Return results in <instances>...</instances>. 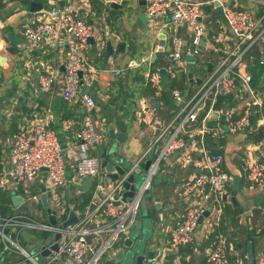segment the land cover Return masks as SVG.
<instances>
[{
	"label": "crops",
	"instance_id": "crops-1",
	"mask_svg": "<svg viewBox=\"0 0 264 264\" xmlns=\"http://www.w3.org/2000/svg\"><path fill=\"white\" fill-rule=\"evenodd\" d=\"M31 1L33 0L0 2V57H4L0 60V174L13 166L10 152L12 133L32 118L45 116L48 126L55 131L60 143L66 144V153L63 154L66 184L55 191L65 204L62 217L66 218L70 210L82 217L91 207L92 200L109 188L105 178L109 176L111 169L107 164L101 168L109 166V171H100L99 177L75 178L77 133L86 116L78 95L69 101L61 95L60 78L67 51L65 40L59 30L38 44L27 42L22 35L25 26L37 21L40 11L58 8L60 0H42L43 8L37 12H30ZM123 1L64 0L65 5L76 9L93 25L96 42L104 34L100 44L87 42L82 51L88 70L82 73L79 87V92L89 94L96 104L91 118L102 134V139L96 147H90L89 151L99 157L101 164L104 160H110L112 152L117 154L116 158L136 161L157 133V128L170 121L178 109L177 103L172 99L171 90L177 88L183 95L190 96L197 88L198 80L210 73L207 72V64L211 63V71L215 70L222 50L232 46L235 40L223 19L220 3L249 10L256 17L264 12V0H192L202 3V23L205 28V34L197 47L198 53L194 54L193 34L185 24L164 25L162 18H159L157 21L163 27L159 28L158 25L154 28L152 21L146 16L143 17L147 0H127L121 5ZM111 3L121 6L112 7ZM173 35L183 39L186 50L182 63L175 66L168 59ZM105 38L111 40L113 47L124 41V51L106 54ZM155 45H159L157 52H153ZM8 46L14 47L13 53L6 51ZM151 53L153 54L148 64L144 58ZM108 57H112V65L107 62ZM193 58L196 59L192 60ZM134 63L138 65L134 66ZM256 65L264 67V64H253L250 53L245 56L240 68L242 72L252 76L251 86L260 92L264 89V71L254 75L255 71L260 70H254L253 66ZM156 68L164 69L161 72L163 86L159 94H156L153 87L145 84L146 72ZM115 69H120V74L114 73ZM54 70L58 72L59 80L50 92H43L38 85V77L46 71ZM237 84L240 85V82L237 81ZM223 95L217 104L223 119L211 124L217 133L213 134L212 131L206 135L205 149L210 154H220L222 168L233 177L238 176L240 182L236 192L238 205L229 199L224 201L222 197L220 225L215 228V233L233 235L236 230H240L245 234L243 240L237 237H234L235 241L228 239L231 264H248V241L252 243V263L264 264V186L250 192L245 178V164L250 156L264 161V124L258 116H251L244 130L228 132L225 129L226 119L239 118L249 96L245 93H232V97L225 98ZM144 99L157 107L156 129L147 127L140 121L139 113ZM119 121L125 125L126 137L123 142L117 141ZM196 129L197 123L191 124L190 132L185 135L184 147L161 160V178L146 191L151 194L147 198L150 204L152 202L151 206L158 205L151 212L156 223L152 243L153 249L157 251L166 244L169 230L179 221L185 207L197 198V193L187 192L185 187L199 169L183 163V157L187 153L198 157L200 143ZM45 181L46 174L43 170L29 183L28 188L9 178L6 188L0 190V215L23 212L35 220L48 222V214L41 203H25L28 194L44 189ZM226 189V194L229 195L231 183ZM14 193L21 196L17 204L11 199ZM54 203L52 197L48 198V206L53 208ZM27 205L34 206L35 211H30ZM208 221L211 222L212 218H204L203 224ZM29 232L31 238L36 240L33 234L36 230ZM205 235L206 231L200 226L194 233V241L177 251H168L163 263L208 264L204 255L205 248L211 243L214 233L208 235V238ZM9 258L12 261L18 259L17 256ZM108 258L116 263L113 260V251ZM54 264L60 263L57 261Z\"/></svg>",
	"mask_w": 264,
	"mask_h": 264
},
{
	"label": "built area",
	"instance_id": "built-area-1",
	"mask_svg": "<svg viewBox=\"0 0 264 264\" xmlns=\"http://www.w3.org/2000/svg\"><path fill=\"white\" fill-rule=\"evenodd\" d=\"M3 0H0V2ZM223 19L234 36L232 46L222 50L215 70L204 76L194 93L185 96L174 88L171 90L172 99L177 103L178 109L174 116L165 125L157 128L156 105L143 100L139 113L140 121L147 127L157 128V133L149 141L142 155L133 162L132 168L112 179L106 176L109 188L101 196L92 200V205L82 217H78L75 223L65 228H59L66 218L55 211L56 223L41 222L23 212H15L8 216L0 215V243L5 253L17 255L19 260L30 264L39 263V250L32 253L23 249L15 237L22 231L51 232L53 237L60 233L58 251L51 257H47L46 264H98L101 257L112 250L113 253L118 245L126 239L128 229L133 227L136 221L135 213L140 208V201L147 191L149 180L160 165L161 160L170 153L184 147L185 135H188L191 124L197 123L196 134L199 136L200 148L198 157L191 153L185 154L183 163L193 165L198 172L186 183L187 192L197 193V198L192 204L185 207L179 221L169 230L166 244L158 250L155 264H164V256L168 251H177L194 241V233L203 226L211 237V243L205 248V260L208 264H231L228 256V238L215 233V228L220 225L222 209L220 203L227 193V185L232 182L233 175L222 168L221 155L208 153L205 149V137L209 132H217L212 129V123H218L222 118V111L216 106L218 97L226 93L247 94L249 101L244 107L242 114L237 119H226V130L237 132L244 130L249 124L251 116H258L264 124V89L256 91L251 86L252 76L241 71L242 61L251 53L254 47L264 50V12L256 17L249 10L234 8L228 3H220ZM145 16L152 21V26L163 27L157 20L162 18V24H185L193 34L194 54L198 53V45L205 34L202 23L204 11L202 3L192 0H147ZM56 30L62 33L67 51L61 73V95L69 101L78 95L85 113V122L77 133V158L74 164L75 178L99 177L101 160L93 155L89 149L96 147L102 139V134L93 123L91 114L96 108L94 99L87 93L79 92L81 75L88 70L87 64L82 58V51L89 37L94 36V27L87 22L80 13L71 6L61 5L58 8L39 12L37 21L24 27L22 35L31 44L42 42L49 35L55 34ZM95 37V36H94ZM159 45H155L153 52H157ZM186 52L184 41L178 35L171 38V49L168 59L171 65L182 63L183 54ZM149 57L144 58L150 64ZM107 62L113 64L112 57ZM138 63H134V66ZM170 73L173 71L170 67ZM120 69L114 73L120 74ZM81 73V75H80ZM58 72L50 71L38 77V85L43 92H50L58 82ZM240 82V85L237 84ZM145 84L150 85L159 94L162 90V73L156 68L145 74ZM211 94V102L203 117L196 121L197 114L204 106L205 99ZM47 118L38 115L30 122L21 125L11 135V157L13 166L8 170L1 171L0 190L6 188L8 179L20 183L28 188L29 183L43 169L46 174L44 189L33 194H28L25 203L40 205V195L50 192L54 202L58 200L55 191L66 184L65 161L61 149V143L53 129L48 126ZM220 132V131H219ZM223 132V130H222ZM152 155V161L147 170L140 188L135 191L130 202L122 200L124 192L123 182L134 167L139 166ZM245 178L247 189L250 192L264 186V161L255 156H250L245 164ZM48 200V199H47ZM208 210V216L199 218ZM60 217V219H59ZM204 218H212L211 222L203 224ZM7 229V232L4 230ZM51 237L49 247L54 243ZM35 249V248H33ZM32 249V250H33ZM181 264V263H180Z\"/></svg>",
	"mask_w": 264,
	"mask_h": 264
},
{
	"label": "water",
	"instance_id": "water-1",
	"mask_svg": "<svg viewBox=\"0 0 264 264\" xmlns=\"http://www.w3.org/2000/svg\"><path fill=\"white\" fill-rule=\"evenodd\" d=\"M127 0H124L121 5L125 4ZM139 3H143L142 1H139ZM64 4V0H60L57 6H61ZM121 5H115L114 3H111L112 7L115 6H121ZM43 8V2L42 0L36 1L33 0L29 4V10L30 12H37ZM145 16V13L143 14V17ZM104 35V34H103ZM103 35L98 37L97 42L95 41V37L91 36L88 38V43H97L100 44L101 41L103 40ZM5 41L7 39L5 38ZM104 48L106 54H112V53H119L123 52L125 48V42L120 41L116 43L115 47H113V44L109 38H105L104 42ZM6 51L9 53L14 52V47L13 46H8L6 47ZM251 55H252V63L253 64H264V50L259 48V47H254L251 50ZM4 58L3 56L0 57V60ZM207 72H211L212 64L208 63L207 64ZM161 72L164 71V69L160 70ZM81 75V73H80ZM191 75V73L189 74ZM202 77V76H201ZM199 83H201V80H198ZM225 98H230L232 97V93H226L223 95ZM211 102V94L208 95V97L205 99L204 106L202 109L199 110L196 121H199L205 111L208 109V106ZM194 124V122L192 123ZM119 126V133L117 135V141L123 142L126 134H125V125L122 121L118 122ZM62 153H66V144L62 143L61 145ZM110 160H104L102 162V167L106 166L107 164L110 166V172L109 177L112 179H118L119 176L124 175V173L128 172L132 166H133V161H129L127 159L124 160V158H116L117 154L112 152L110 154ZM152 155L149 156V158L142 162L139 166L134 167L131 172H129L128 176L126 177L125 181L123 182L122 186L124 189V192L122 194V200L130 202L135 191L138 190L134 186V178L136 174H142L144 175V178L147 175V170L149 168V165L152 161ZM161 165L156 166V170L154 174L151 176L149 180V184L147 187V190L149 191L151 189L152 183H154L153 178L154 176L158 175L160 173ZM45 170V169H43ZM239 182L240 179L238 176H234L231 182V191L230 194H224L223 195V200L227 201L228 199L235 205H238V202L236 200V192L239 190ZM150 193H146L145 197L148 198L150 197ZM48 197H50V192L48 193H43L40 195L41 198V204L42 206L46 209V212L48 214V221L50 224L55 225L56 223V217H55V211H51L50 207H48ZM12 201L14 204H17L21 196L18 194H15L11 197ZM208 210H206L203 215L199 218L198 222H202V217L208 216ZM135 224L134 227L137 229H140L142 227L141 223V212L140 208L139 210L135 213ZM78 219V216L73 210H70L68 213V216L64 221L61 223H58L59 228H65L69 224L75 223ZM4 232H7V229L4 230ZM60 233H56L53 237L54 243H52L49 247H46L49 242L43 243L42 245L38 247H34L35 249L32 250V253H36L38 250L40 251V258H39V263L40 264H46L47 262V257H51L54 252L58 251V240L60 239ZM133 237L128 236L126 239L122 241L121 244L118 245L117 249L113 253V260L118 263V264H123V261H125L127 264H155L154 261L158 257V251L157 249H153V243H152V238H149L147 240H144L140 243V241L135 245ZM0 249L2 250V243H0ZM247 255H248V264L249 261L251 260L252 263V243L251 241L247 242ZM9 255H6L5 252L1 251L0 252V264H28L27 261H21L19 258L17 260L12 261Z\"/></svg>",
	"mask_w": 264,
	"mask_h": 264
},
{
	"label": "rangeland",
	"instance_id": "rangeland-1",
	"mask_svg": "<svg viewBox=\"0 0 264 264\" xmlns=\"http://www.w3.org/2000/svg\"><path fill=\"white\" fill-rule=\"evenodd\" d=\"M196 58H193L192 60H195ZM201 68V67H200ZM101 171H109V166L105 167V168H101ZM161 178V174L158 173V175L154 176L153 181L154 184L159 181ZM144 180V175L142 174H136L135 178H134V186L136 189H139L142 182ZM146 192L144 193L141 201H140V212H141V223H142V227L140 229L135 228L134 226L128 229V235L130 237H133L134 239V243L135 245L140 241V243L144 240H147L149 238H152L155 235V231H156V223L154 222V219L152 218L151 212H152V208H156L158 207L157 204H155L154 206H151L150 201H148V199L145 197ZM150 204V206H149ZM30 211H35V207L34 206H30L27 205ZM65 204L61 199V196H59L58 200L54 203L53 209L55 211H58V213H61V216L63 215V213H65ZM33 209V210H32ZM36 214V212H35ZM60 219V217H59ZM38 221H45L42 219H38ZM201 226V225H199ZM224 233V232H223ZM231 233V232H230ZM36 236V240H33L31 238V234L29 231H22L20 234H17L15 237V240L17 241V243L19 244V246H21L23 249H25L28 252H31L33 247H38L40 245H42V243H46L48 242L51 237H53V234L51 232H44V231H36L33 233ZM224 235L230 240V238L235 241L234 237L240 238V239H244L245 234L240 232V230H236L233 235H230L229 233H224ZM1 252V251H0ZM112 252V250H109L107 253H105L98 264H118V263H114L111 262L109 255ZM6 255L9 256H14L16 257L17 255L11 254V253H5ZM30 264V263H28ZM123 264H127L125 261H123ZM249 264H251V260L249 261Z\"/></svg>",
	"mask_w": 264,
	"mask_h": 264
},
{
	"label": "trees",
	"instance_id": "trees-1",
	"mask_svg": "<svg viewBox=\"0 0 264 264\" xmlns=\"http://www.w3.org/2000/svg\"><path fill=\"white\" fill-rule=\"evenodd\" d=\"M253 68H254V70H256V69H260L258 72L257 71H255V73H254V75H258L259 73H261V72H263L264 71V67H261V66H253ZM252 84H253V82H252ZM222 99V96H219L218 97V101H219V99ZM218 101H217V103H216V106H217V104H218ZM250 239V238H249ZM252 256H253V251H252Z\"/></svg>",
	"mask_w": 264,
	"mask_h": 264
}]
</instances>
